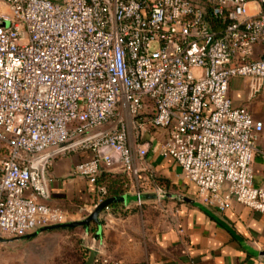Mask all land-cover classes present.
Segmentation results:
<instances>
[{"label":"built area","instance_id":"obj_1","mask_svg":"<svg viewBox=\"0 0 264 264\" xmlns=\"http://www.w3.org/2000/svg\"><path fill=\"white\" fill-rule=\"evenodd\" d=\"M235 78L250 98L264 85V0H0V239L67 223L45 203L47 172L77 154L72 177L95 186L118 168L138 204L152 151L203 206L264 216L263 123L233 105ZM157 130L162 142H143Z\"/></svg>","mask_w":264,"mask_h":264},{"label":"crops","instance_id":"obj_2","mask_svg":"<svg viewBox=\"0 0 264 264\" xmlns=\"http://www.w3.org/2000/svg\"><path fill=\"white\" fill-rule=\"evenodd\" d=\"M229 97L235 107H246L254 120L263 123L256 150H264V85L250 98L247 81L235 78ZM165 135L163 130L153 131L143 142L153 147ZM86 158L85 154L62 157L48 169L45 203L65 212L67 223L62 225L82 221L94 209L96 187L70 175ZM145 161L153 179L144 181L140 204L127 190L118 196L125 197L124 202L110 205L98 217L100 227L95 222L45 227L21 238L0 239V264H82L89 250L98 253L93 264H264V216L238 204L224 212L209 209L172 159L150 151ZM253 171L254 185H263L264 158L259 154L253 159ZM109 172L122 174L118 168ZM154 188L165 189L167 195L159 200Z\"/></svg>","mask_w":264,"mask_h":264},{"label":"trees","instance_id":"obj_3","mask_svg":"<svg viewBox=\"0 0 264 264\" xmlns=\"http://www.w3.org/2000/svg\"><path fill=\"white\" fill-rule=\"evenodd\" d=\"M95 187H102L106 190V198L118 197L125 194L128 190V181L123 174H112L102 169L96 178ZM70 224V223H69ZM74 228V227H73ZM82 264L85 263L87 251H85Z\"/></svg>","mask_w":264,"mask_h":264},{"label":"water","instance_id":"obj_4","mask_svg":"<svg viewBox=\"0 0 264 264\" xmlns=\"http://www.w3.org/2000/svg\"><path fill=\"white\" fill-rule=\"evenodd\" d=\"M124 201H125V197L107 198L103 202L98 204L93 209L92 213L89 216H87L84 220L79 221V222H73V223L66 224V225L51 226V227H48L46 229L51 230V229L62 228V227H68V228L81 227V226L88 225L90 222H95L98 225V227H100V222H99L98 217L101 215V213L104 211V209H106L107 207H109L112 204H115L118 202H124ZM97 255H98V253L96 250H89L88 251V258H87L85 264H93Z\"/></svg>","mask_w":264,"mask_h":264},{"label":"rangeland","instance_id":"obj_5","mask_svg":"<svg viewBox=\"0 0 264 264\" xmlns=\"http://www.w3.org/2000/svg\"><path fill=\"white\" fill-rule=\"evenodd\" d=\"M53 1H59V0H53Z\"/></svg>","mask_w":264,"mask_h":264}]
</instances>
